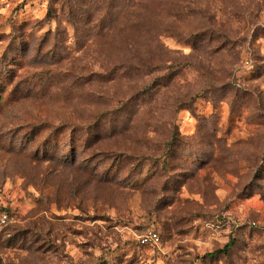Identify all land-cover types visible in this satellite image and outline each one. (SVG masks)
<instances>
[{
    "label": "rangeland",
    "instance_id": "rangeland-1",
    "mask_svg": "<svg viewBox=\"0 0 264 264\" xmlns=\"http://www.w3.org/2000/svg\"><path fill=\"white\" fill-rule=\"evenodd\" d=\"M0 264H264V0H0Z\"/></svg>",
    "mask_w": 264,
    "mask_h": 264
},
{
    "label": "built area",
    "instance_id": "built-area-1",
    "mask_svg": "<svg viewBox=\"0 0 264 264\" xmlns=\"http://www.w3.org/2000/svg\"><path fill=\"white\" fill-rule=\"evenodd\" d=\"M151 237H153V238H155V239H157L158 238V236H157V234L155 233V234H152L151 235Z\"/></svg>",
    "mask_w": 264,
    "mask_h": 264
}]
</instances>
